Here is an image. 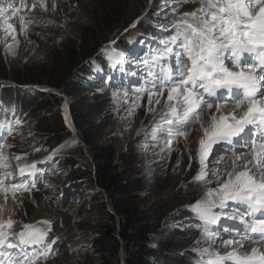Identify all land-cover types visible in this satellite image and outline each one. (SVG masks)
Returning a JSON list of instances; mask_svg holds the SVG:
<instances>
[{
  "label": "rangeland",
  "instance_id": "1",
  "mask_svg": "<svg viewBox=\"0 0 264 264\" xmlns=\"http://www.w3.org/2000/svg\"><path fill=\"white\" fill-rule=\"evenodd\" d=\"M10 2L13 7H11V11H7L10 9L8 7ZM22 2L26 7L21 8V11L15 16L10 15L15 8L21 7ZM90 3L91 0H0V7L4 8L3 15H0V57L4 64L9 69L17 70H21L26 66L49 65L50 52L59 48L67 40L79 39V30L89 24L88 11ZM200 6V3L181 2L178 4L176 0H157L154 15L147 18L144 17L140 22L144 25H151L154 36H169L170 33L174 32V24L184 13L195 11ZM173 9H176V11H173ZM20 16L25 18L23 25L21 24ZM5 19L13 25V28H7V25L4 24ZM13 29L15 30L14 32ZM13 35H15V39H13ZM154 38L146 39L141 36L130 45L126 53L117 49L103 50L102 54L105 59L106 53H115L116 56L122 53L123 55L119 58L123 59L124 56L127 63L124 67L128 69L123 77H118L115 80L116 69L106 59L109 77H111L113 82L110 83L103 80V86L99 83L100 81L91 82L99 90L112 85L109 93V128L105 131L102 142L114 148L116 160L117 157L128 150L133 151L135 154L137 168L139 169L138 178L143 181V188L138 195L140 196L141 208L144 209L150 208L158 199V196L153 191L154 185L157 186L163 181L166 184L169 182L181 184L184 180L193 181V177L200 167L197 149L199 140L203 137L201 124L196 122L187 133V138L185 136H175L172 138L173 142L170 146L167 139H153L151 130L161 120L162 112L165 110L167 92L165 91L163 96L159 97V104H156L155 101L158 97L154 95L152 104L149 105L147 92H144L142 98L137 100L138 93L136 90L141 86H145V80L148 78L150 64L145 66L142 64L145 61V56H150L153 48L155 52L164 47V43L159 45V42H155L158 38ZM167 40L168 38L164 39L163 42ZM151 46L152 50L150 49ZM161 64L174 68V56H169L166 60H162ZM120 66L123 67L121 63ZM158 68L160 69L159 66L157 68L154 66L151 71L158 74L159 72L156 71ZM95 71L97 78L101 70L96 67ZM146 86L150 87L151 84ZM29 89L36 88L30 87ZM213 108H216L215 104ZM223 108L225 109V107ZM149 109L152 110L150 111ZM212 109L205 108L200 117L205 127L210 124V112L208 110ZM204 121H207V123L205 124ZM165 127L167 126L165 125ZM6 129L7 131L5 132ZM159 135L166 136V133H160ZM71 136V139L59 145L52 152H47V150L42 149L40 144L42 139L35 136L32 130V120L29 117L24 123H21L16 116L14 119H9L8 123L0 128V146H2L0 147V154L7 158L3 162L7 166L0 168V175L11 173L12 169H15L12 164L17 156L22 157V160H28L32 158L29 155H35L36 153L40 157H49L46 159L42 158L43 161L39 162L42 167L39 168L38 172H41V174L38 179L44 186V192L35 194L18 191L15 199H13L9 190L7 200H5V195L0 193V220L6 222L11 219L14 222L12 229L15 230L12 233L18 234V229L25 222L48 221L44 217L35 218L29 216L31 213L37 212V210L41 211V207L45 203L49 207L46 213L53 215V219H49L51 226L53 222L60 221L62 228L71 230L70 239L72 242L67 245L70 252L64 264H92L89 261L90 256L94 255L91 244L93 238L97 235L94 228L102 223L103 212L98 198L96 199V189H94L88 177L71 184L65 181L68 170V167L65 166V160L72 159L81 166L90 165V158L86 148L76 136L73 134ZM218 147L220 148L221 146L215 147L213 153L209 155V161L213 160V156L216 154L215 149ZM250 152L247 149L240 148L239 150L240 155H246V153ZM190 156L192 157L191 160ZM234 156L236 157V153H222L218 162L209 164L207 169L209 176L206 179L211 181V183L207 185L208 188L217 187L216 177L211 175L213 172L219 171L221 180L227 179L229 166L227 167V164L222 163V160L226 159L228 162ZM117 163L118 160L116 161ZM239 169L240 167L236 168L235 172ZM232 170L231 172H233ZM13 180L14 178L8 175L4 179V185L7 186L17 182ZM200 184L203 187V191L199 194L197 201L205 194V187L202 183ZM28 186L30 187L29 184ZM37 194H41L39 198L35 196ZM106 209L109 211V207ZM214 211L219 210L214 209ZM180 212H174L170 219H165L162 222L160 231L154 236V239L159 240L166 237L170 231L178 228V226L179 229L187 228L194 233V238L190 242L188 249H190L192 254L198 256L202 249L209 247L211 241L202 239L201 229L193 227L194 216H190L187 221L180 222L178 220ZM224 219L225 217H221L218 223L221 228L220 224ZM236 223L238 224V222ZM41 226L43 228L48 227L45 224H41ZM223 226L225 225L223 224ZM210 228L216 230V225H211ZM221 228L219 230L223 231ZM243 242H247V244L242 251H247L248 253H251V246L258 243L253 242L251 239H244L238 244L221 246L217 240V243L212 245V247L220 255H226L233 250L237 251ZM52 246L53 244H51V248ZM33 247L39 246L31 245L29 250ZM152 248L155 249L154 246ZM50 255L51 252L46 258L42 257L39 259L37 264H53L55 258L50 257ZM88 255L89 257H87ZM150 259L153 264H162L158 254ZM93 261V264H97L95 259ZM57 264L60 263L58 262Z\"/></svg>",
  "mask_w": 264,
  "mask_h": 264
},
{
  "label": "snow or ice",
  "instance_id": "2",
  "mask_svg": "<svg viewBox=\"0 0 264 264\" xmlns=\"http://www.w3.org/2000/svg\"><path fill=\"white\" fill-rule=\"evenodd\" d=\"M181 2L196 0H176L178 4ZM200 5L176 21L174 32L152 57L145 86L136 90V98L141 99L147 92L149 105L154 95L159 104V97L167 92L161 120L151 130L153 139H167L170 146L175 136L187 138L194 123L200 122L203 129L197 149L200 167L193 181L203 184L205 194L189 205L194 216L202 222L197 226L202 239L211 241L209 247L202 249L201 264H227L229 261L231 264H264V249L259 247L252 248L251 253L233 250L226 255H220L212 247L217 240L221 246L238 244L244 239L264 244V0H200ZM8 7H13L11 2ZM23 7L26 5L22 2L10 15L15 16ZM256 7L258 11L254 10ZM3 13L4 8L0 7V15ZM20 20L23 25L25 18L20 16ZM4 24L13 28L7 19ZM122 55L109 57L112 66L120 62ZM169 56H174V68L161 64ZM154 66L160 67L159 74L151 71ZM148 84L151 86L147 87ZM225 103H231L233 110L224 113ZM214 104L216 113L205 127L200 117L205 108L211 109ZM233 137L238 139L233 140ZM218 144L221 147L215 149L216 154L209 161L214 145ZM235 145H251L253 160L246 162L244 170L239 172H235L234 165L233 172L227 173L224 180L219 171L211 173L216 177L217 187L208 188L211 183L206 179L209 164L218 162L222 153L233 152ZM6 159L0 154V168L7 166L3 163ZM35 168V164L27 169L20 167L19 174L23 177L26 170L31 172ZM8 175L11 173L0 175V193L5 195V200L9 190L13 199L18 191L30 190L24 180L4 185ZM221 217L238 222L241 227L236 224L222 226L223 232L229 233L225 237L219 229L210 228ZM13 223L11 219L0 220V264H37L39 259L49 255L51 244L55 243H45L51 230L50 221L39 222L48 225L43 229L24 224L18 234L9 231ZM31 245L39 247L29 250Z\"/></svg>",
  "mask_w": 264,
  "mask_h": 264
},
{
  "label": "trees",
  "instance_id": "3",
  "mask_svg": "<svg viewBox=\"0 0 264 264\" xmlns=\"http://www.w3.org/2000/svg\"><path fill=\"white\" fill-rule=\"evenodd\" d=\"M156 3L157 0H91L89 24L79 30V39L67 40L50 52L49 65L9 69L0 57V109L5 112L1 113V122L11 113L22 123L29 117L35 136L42 139L40 144L47 152L72 137L62 119L64 100L53 90L67 102L75 136L86 148L90 165L65 160V181L71 184L88 177L103 212L102 223L94 228L97 235L91 244L92 264L94 259L97 264H153L150 258L156 254L162 264H198V256L188 249L194 238L191 230L178 226L162 239L154 236L162 222L176 211H181L180 222L187 221L192 215L189 205L197 201L203 187L189 180L181 184L160 182L153 188L158 196L156 202L150 208H141L138 193L143 181L138 178L135 154L131 150L122 153L116 164L114 148L102 142L109 128L111 87L99 90L90 82L96 67L109 72L103 50L125 51L141 36L154 33L151 25L140 20L154 15ZM189 3L199 4L200 0ZM36 156L38 153L29 155ZM41 192L44 186L38 182L36 190L28 193ZM48 208L44 203L41 211L29 216L50 221L53 215L46 213ZM70 234L71 230L62 228L60 221L53 222L45 238V243L55 241L50 255L55 258L53 264L67 260Z\"/></svg>",
  "mask_w": 264,
  "mask_h": 264
},
{
  "label": "bare ground",
  "instance_id": "4",
  "mask_svg": "<svg viewBox=\"0 0 264 264\" xmlns=\"http://www.w3.org/2000/svg\"><path fill=\"white\" fill-rule=\"evenodd\" d=\"M33 4H35V3H33ZM7 11H11V8L8 9ZM224 107H225V109L223 108L222 111L224 113H228V112H230V111L233 110V107L234 106L230 103V104H226V106L224 105ZM208 111L210 112L209 116L211 117L212 114L216 113V108H213L212 110H208ZM204 122H205V124L207 123V121H204ZM240 148L241 149H245V150L247 149V150H250L251 151V145H249L248 147H241L240 145H235V147L233 149V152H229V153H232V154H235L236 153V157L234 156V158L231 159V160H229L228 162L226 161V159L222 160V163L227 164V167L229 166V168L227 169V171L231 172V170L234 169V165L236 166L235 167V170H236V168L240 167V169L237 170L236 172H239L241 170H244L243 168L245 166V163L248 162V161H252L253 160V156H252L251 152L250 153H246V155L245 154H242V155L239 154V155H237V153H239ZM249 167H252V165L250 164ZM234 222H232V224H234ZM249 235H255V234H249ZM246 244H247V242H243L242 245H240V247H239V249L237 251H242L246 247ZM255 247H259V248L264 249V244L255 243L254 245L251 246L250 249L252 250V248H255Z\"/></svg>",
  "mask_w": 264,
  "mask_h": 264
},
{
  "label": "water",
  "instance_id": "5",
  "mask_svg": "<svg viewBox=\"0 0 264 264\" xmlns=\"http://www.w3.org/2000/svg\"><path fill=\"white\" fill-rule=\"evenodd\" d=\"M49 90V89H48ZM53 93H55L56 95L62 97L64 99L62 105H61V111H62V119L63 122L65 124V126L72 132V134L75 136V130L74 127L72 125V121H71V117H70V113H69V109H68V105L67 102L65 100V98L58 94V92L53 90Z\"/></svg>",
  "mask_w": 264,
  "mask_h": 264
}]
</instances>
